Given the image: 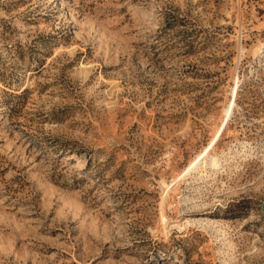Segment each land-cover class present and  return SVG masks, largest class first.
<instances>
[{
  "label": "rangeland",
  "instance_id": "374dc122",
  "mask_svg": "<svg viewBox=\"0 0 264 264\" xmlns=\"http://www.w3.org/2000/svg\"><path fill=\"white\" fill-rule=\"evenodd\" d=\"M263 209L264 0H0V264H264Z\"/></svg>",
  "mask_w": 264,
  "mask_h": 264
},
{
  "label": "bare ground",
  "instance_id": "6f19581e",
  "mask_svg": "<svg viewBox=\"0 0 264 264\" xmlns=\"http://www.w3.org/2000/svg\"><path fill=\"white\" fill-rule=\"evenodd\" d=\"M211 157V156H210ZM213 165H217V160L215 159L214 161H213ZM212 165V166H213ZM162 219L164 220V222H165V220H167V218H166V216L163 214V216H162ZM167 224H168V222H167ZM164 225V224H163ZM180 226V225H179ZM168 228V227H167Z\"/></svg>",
  "mask_w": 264,
  "mask_h": 264
},
{
  "label": "water",
  "instance_id": "95a60500",
  "mask_svg": "<svg viewBox=\"0 0 264 264\" xmlns=\"http://www.w3.org/2000/svg\"><path fill=\"white\" fill-rule=\"evenodd\" d=\"M263 213H264V209H263Z\"/></svg>",
  "mask_w": 264,
  "mask_h": 264
}]
</instances>
